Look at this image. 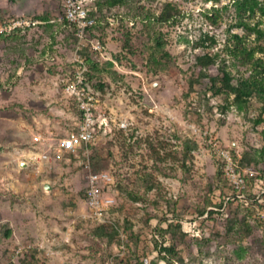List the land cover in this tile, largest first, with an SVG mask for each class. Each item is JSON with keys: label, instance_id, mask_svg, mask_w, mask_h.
Wrapping results in <instances>:
<instances>
[{"label": "rangeland", "instance_id": "obj_1", "mask_svg": "<svg viewBox=\"0 0 264 264\" xmlns=\"http://www.w3.org/2000/svg\"><path fill=\"white\" fill-rule=\"evenodd\" d=\"M245 1L87 0L83 45L59 23L0 39V264H264V0ZM77 72L92 139L58 151Z\"/></svg>", "mask_w": 264, "mask_h": 264}, {"label": "built area", "instance_id": "obj_2", "mask_svg": "<svg viewBox=\"0 0 264 264\" xmlns=\"http://www.w3.org/2000/svg\"><path fill=\"white\" fill-rule=\"evenodd\" d=\"M99 13L89 7L87 0H63L61 13L53 23H59L60 28L68 30L78 39V44H84L88 34L95 27ZM35 21L26 18H12L0 20V37L10 36L18 31H22L35 25ZM78 60V59H76ZM84 73L77 72L76 82L67 84L64 91L73 96L80 112V126L78 131L69 134L61 139L58 144V151H73L83 144H87L92 139L95 124V100L85 92L82 87ZM102 124L103 118L98 115ZM108 179L107 174H90L88 176V187L86 190V203L92 215L101 220L108 207L109 200H101L100 183Z\"/></svg>", "mask_w": 264, "mask_h": 264}, {"label": "crops", "instance_id": "obj_3", "mask_svg": "<svg viewBox=\"0 0 264 264\" xmlns=\"http://www.w3.org/2000/svg\"><path fill=\"white\" fill-rule=\"evenodd\" d=\"M62 5L63 0H0V20L23 17L35 21V25L52 24ZM27 29L14 34H24Z\"/></svg>", "mask_w": 264, "mask_h": 264}, {"label": "trees", "instance_id": "obj_4", "mask_svg": "<svg viewBox=\"0 0 264 264\" xmlns=\"http://www.w3.org/2000/svg\"><path fill=\"white\" fill-rule=\"evenodd\" d=\"M245 3H247V0L244 2V4ZM263 12H264V10H263ZM240 24H241V26H244L246 28V30H247V28H249V27H247L246 24H242V23H240ZM249 29L252 30L254 28L250 27ZM256 32H258V31H256ZM7 37H9V36H7ZM2 38H6V37H0V39H2ZM235 38H236V40L239 41L238 36H235ZM231 53L239 56L241 58V60H244V62H247V55H248L247 50L243 48L242 43H240V42L235 43V46L232 48ZM253 82H255V84L257 86L262 87V83L260 81H258L256 78H253ZM226 86H228V85L226 84Z\"/></svg>", "mask_w": 264, "mask_h": 264}, {"label": "water", "instance_id": "obj_5", "mask_svg": "<svg viewBox=\"0 0 264 264\" xmlns=\"http://www.w3.org/2000/svg\"><path fill=\"white\" fill-rule=\"evenodd\" d=\"M153 87H156V85L154 84ZM44 189H45V190L50 189L49 185H48V184H45V185H44Z\"/></svg>", "mask_w": 264, "mask_h": 264}]
</instances>
